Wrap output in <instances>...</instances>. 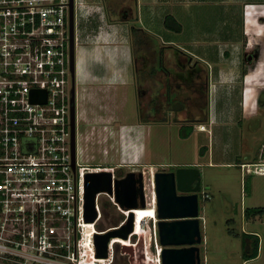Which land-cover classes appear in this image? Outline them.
Masks as SVG:
<instances>
[{"label": "crops", "instance_id": "crops-1", "mask_svg": "<svg viewBox=\"0 0 264 264\" xmlns=\"http://www.w3.org/2000/svg\"><path fill=\"white\" fill-rule=\"evenodd\" d=\"M82 1L73 65L80 155L85 149L90 150V157L101 151L105 158L95 163L113 165L116 170L163 168L156 165L162 162L148 159L147 139L170 121L156 104H151L148 93H137L145 82V73L136 68L133 59L129 25L134 22L148 32L144 41L179 45L207 68V118L195 120L192 125L183 123L190 127L184 136L192 135L198 143L195 148L194 141V151H203L199 134L207 133L206 158L203 162L191 159L181 164L238 169L240 215L244 207L258 206L253 202L246 205V200H253L258 193V178L264 174L250 171L242 176L239 163L264 161V0H125L126 19L106 20L100 10L99 22L90 28L86 25L92 17L88 10L100 8L105 1ZM196 2L214 8L201 14L208 24L196 17L188 26L179 15L168 11L171 4L187 10ZM161 11L162 16H158ZM165 13H172L181 25L177 38L164 36L172 30L163 25ZM157 17L160 24L153 27L151 23ZM130 114L136 119H131ZM170 123L180 126L178 122ZM243 123L250 133L246 139L241 131ZM254 218L255 215L244 217V222ZM245 231L255 232L259 238L256 230Z\"/></svg>", "mask_w": 264, "mask_h": 264}, {"label": "built area", "instance_id": "built-area-1", "mask_svg": "<svg viewBox=\"0 0 264 264\" xmlns=\"http://www.w3.org/2000/svg\"><path fill=\"white\" fill-rule=\"evenodd\" d=\"M83 9L82 0H73L74 38L75 17ZM71 80L69 0H0V264L112 263L111 238L107 255L96 256L93 234L121 224L127 211L115 201L111 181V193H95L92 222L96 227L103 198L124 217L96 227L91 243L84 241V174L105 168L113 179L117 170L77 160L76 151L72 165ZM35 89L44 90L43 100L32 96ZM239 167L242 176L264 174V161ZM151 219H143L141 231L150 232L157 244V219ZM132 231L128 239L137 237L127 246L133 248L139 233Z\"/></svg>", "mask_w": 264, "mask_h": 264}, {"label": "rangeland", "instance_id": "rangeland-1", "mask_svg": "<svg viewBox=\"0 0 264 264\" xmlns=\"http://www.w3.org/2000/svg\"><path fill=\"white\" fill-rule=\"evenodd\" d=\"M84 1L87 3L91 1L94 2V0ZM113 1L107 0L108 4L113 3ZM100 4H102V2ZM185 9L186 8L180 6L179 4H171L170 6H168V11L172 12L173 14L175 13L179 15L182 21H185L186 25L188 26L192 24V18L199 17L198 21L202 20L203 16H201V14H203V12L207 13L209 12L208 10L214 8H210V5L197 4L196 2L189 5L187 10ZM100 10L105 14L104 7H102V5L100 6V8L94 7L92 10H88L91 11L88 14H90L92 17L86 24L87 28L97 25L100 18ZM158 14V16H162L163 11H161V13L158 12ZM75 19L77 22L79 21V17L76 16ZM160 20L161 19L157 17V20L151 23L153 27L158 26L160 24ZM80 22L84 23V20H80ZM201 22L208 24L207 20H202ZM141 23L142 22H140V24ZM80 28H82L81 25ZM164 36L177 38V33L175 30H168L167 35ZM136 38L137 35H131L134 57H136L138 53L136 52L138 48L137 46L135 47V44H137ZM144 48L145 50H148L146 47ZM136 68H138L137 65ZM128 116L131 119H136V116L134 114H130ZM244 125L245 123L241 124V131L243 137H245L246 139L250 133L248 132L247 128L243 127ZM179 130L180 128L178 125L169 122L165 125L163 124L161 127L159 126V129L157 131L152 132L151 137L147 139V149L150 150L148 159H150V161L152 162H162V164L156 163V165L163 167L164 169H174L176 166L182 165V161L186 162L191 159H196L203 162V160L206 158L205 148L207 145V133L200 132L199 134V144L203 151H196V149L194 151L193 145L195 137L192 135H181V133H179ZM79 144L80 141L77 139V160H86L89 163H95L105 158L104 155L100 153L101 151L97 153L94 152L90 157V150L86 149L80 155L78 151ZM197 144L198 143L195 141V148ZM197 166L200 170L202 190V192L199 194V214L202 215V241L199 244L201 263L264 264V212L255 214L254 219H250L244 222V216L240 215L239 207L240 185L237 175L238 169L234 167L227 169L214 168L207 165ZM148 169L149 167H144L143 169L140 167L136 168V170H141L143 173L145 207L150 205V191L152 190L153 193L152 173L150 175ZM150 181L152 183L151 186ZM258 182V193L254 196L253 200H246V205H250L251 202H253L252 204L264 206V176H259ZM204 191L206 192L207 196L203 195ZM102 196L103 194H101V197ZM103 199L104 201H106V198ZM236 202L238 203V207H235ZM100 211L101 217L96 222L97 228L116 224L124 217L123 212H125L126 210H122V212L111 202H106V205L104 207H101ZM247 229H254L259 233L258 251L256 256L247 258L243 260L242 263L241 232ZM136 237L137 235L135 234L133 235L132 239H135ZM132 239L130 237L131 243ZM156 240L158 242L157 237ZM145 245L148 246V248H145ZM155 245L158 249L159 245L155 244V240L152 237L151 233L147 231H141L139 233V238L133 248L127 245H121L119 243H115L113 245L114 252L111 264H159L155 259Z\"/></svg>", "mask_w": 264, "mask_h": 264}, {"label": "water", "instance_id": "water-1", "mask_svg": "<svg viewBox=\"0 0 264 264\" xmlns=\"http://www.w3.org/2000/svg\"><path fill=\"white\" fill-rule=\"evenodd\" d=\"M74 12L73 0H69V69L70 88V152L72 165L76 151L75 102L73 87L74 65ZM32 96L44 99V90L35 89ZM123 209L145 204L144 181L141 170L128 169L111 179L106 169L87 171L84 174V219L92 221L96 216L95 193L112 192ZM155 194L156 235L160 245V264H201V217L199 194L201 193L200 170L197 165H178L174 169L159 168L152 171ZM133 213L116 227L93 234L96 256L107 255V243L114 235L128 238L133 230Z\"/></svg>", "mask_w": 264, "mask_h": 264}, {"label": "flooded vegetation", "instance_id": "flooded-vegetation-1", "mask_svg": "<svg viewBox=\"0 0 264 264\" xmlns=\"http://www.w3.org/2000/svg\"><path fill=\"white\" fill-rule=\"evenodd\" d=\"M103 1L106 20L127 18L125 0H112L111 4ZM129 32L130 35H137L136 39L139 38L135 44L138 48L136 57L131 42L133 59L138 70L145 73V82L138 87L137 93H148L151 104L158 106L163 117L170 122L180 123V126L206 119L209 76L207 68L202 66L203 62L174 43L156 45L144 41L148 32L134 22L129 25ZM159 88L160 96H157Z\"/></svg>", "mask_w": 264, "mask_h": 264}, {"label": "trees", "instance_id": "trees-1", "mask_svg": "<svg viewBox=\"0 0 264 264\" xmlns=\"http://www.w3.org/2000/svg\"><path fill=\"white\" fill-rule=\"evenodd\" d=\"M163 24L164 26L175 31L179 30L181 27L180 23L170 13L164 14ZM179 128H180L179 133H181V135H186L188 130L190 129L189 126L185 127L184 125H181ZM116 174L122 175L123 171L117 170ZM103 205L104 206L106 205V201L104 202ZM262 212H264V206H252V207L243 208V216L245 218H248L250 215L260 214ZM241 234H242L241 235L242 260L256 256L258 251V243H259L258 242L259 238L257 234L251 231H242Z\"/></svg>", "mask_w": 264, "mask_h": 264}, {"label": "bare ground", "instance_id": "bare-ground-1", "mask_svg": "<svg viewBox=\"0 0 264 264\" xmlns=\"http://www.w3.org/2000/svg\"><path fill=\"white\" fill-rule=\"evenodd\" d=\"M203 127V126H202ZM102 169H105V168H102ZM149 173L151 175L152 173V168L149 167ZM151 181H150V186H151ZM154 203H155V194H154V191L152 193V190L150 191V205L149 206H144V205H139V206H135V207H132V208H129L127 209V215L132 212L133 213V216H134V219H133V231L132 233H140L141 232V228H142V221L143 219L148 216L152 219H157L156 217V214H155V208H154ZM125 210V209H123ZM125 211V212H126ZM82 225L84 227H86V237H85V242L88 240V243L90 244L91 243V239H92V233H90L91 231L92 232H95L96 231V228H95V224L90 221V220H83L82 222ZM84 229V230H85ZM114 243H119V244H122V245H128V244H132L131 243V240L130 238H123L119 235H114L111 237V245L113 247ZM158 244V243H157ZM159 245V244H158ZM160 245L158 246V251L160 250ZM102 258H95L94 257V261L95 260H101ZM94 261H91V262H94ZM160 261V259H159Z\"/></svg>", "mask_w": 264, "mask_h": 264}]
</instances>
